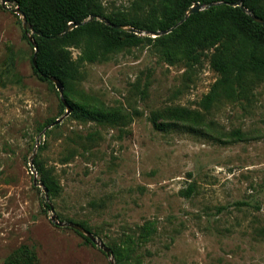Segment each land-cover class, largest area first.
I'll return each instance as SVG.
<instances>
[{
    "label": "rangeland",
    "instance_id": "rangeland-1",
    "mask_svg": "<svg viewBox=\"0 0 264 264\" xmlns=\"http://www.w3.org/2000/svg\"><path fill=\"white\" fill-rule=\"evenodd\" d=\"M160 1L100 3L105 14L149 23ZM16 8L0 0V264H117L53 223L49 205L61 222L86 224L124 264H264V76L247 99L204 110L219 79L212 50L197 64L181 54L170 63L145 40L90 63L70 47L81 76L64 93L77 112L50 128L67 109L55 85L35 74ZM149 33L141 36L156 38ZM175 107L202 121L168 116ZM81 110L129 119L102 126L79 118ZM156 113L169 130L154 129ZM43 171L56 188L48 199L38 185Z\"/></svg>",
    "mask_w": 264,
    "mask_h": 264
},
{
    "label": "trees",
    "instance_id": "trees-1",
    "mask_svg": "<svg viewBox=\"0 0 264 264\" xmlns=\"http://www.w3.org/2000/svg\"><path fill=\"white\" fill-rule=\"evenodd\" d=\"M7 1L15 3L21 9L37 33L33 36L35 43L33 49L37 48L38 68L35 69L33 66L35 74L44 81L52 82L50 78L59 79L64 89L81 76L79 62L73 60L68 48L75 47L81 50L82 56L79 60L84 58L90 63H96L106 61L111 54L138 47L145 40L153 41L163 59L170 63L175 61L176 54H181L182 59L197 64L212 50L209 55L210 66L218 74L219 79L202 101L201 106L204 110H210L215 103L225 99L231 101L247 99L258 80L264 76V26L255 22L251 15L244 13L240 7L228 5L242 2L252 16L264 21V0H161L153 6L155 15L150 24L139 15L105 14L101 8V0ZM217 2L221 5L191 14L185 19L192 6ZM141 7L138 4V8ZM91 16L102 17L115 26H129L141 32L153 33L168 31L184 19L185 21L168 35L152 39L113 28L96 19L85 23ZM71 23L79 26L61 38L52 39L53 36L64 33ZM64 97L72 108L73 105L65 93ZM73 108L77 112L75 107ZM166 114L186 121H202L199 112L187 108L175 107L166 111ZM78 117L112 127L126 126L129 119V115L117 112L92 113L82 110L78 112ZM159 117L158 113L152 115L154 129L169 130L170 125L159 122ZM49 180L50 177L43 171L40 182L47 188L48 194L53 195L56 188ZM193 191L194 188L190 186L183 193L190 197ZM79 225L94 234L86 224ZM77 233L87 243L92 244L89 238L80 232ZM110 249L117 264H124L119 250Z\"/></svg>",
    "mask_w": 264,
    "mask_h": 264
},
{
    "label": "water",
    "instance_id": "water-1",
    "mask_svg": "<svg viewBox=\"0 0 264 264\" xmlns=\"http://www.w3.org/2000/svg\"><path fill=\"white\" fill-rule=\"evenodd\" d=\"M1 3H2V6H3L4 8H6L7 0H1ZM228 5L231 6V7H240L241 10H243L244 13L251 15L252 19H253L255 22H258V23H260L261 25L264 26V21L258 19L257 17L252 16L251 12H250L248 9L245 8V6L243 5L242 2L229 3ZM202 9H203V7H202L201 5H199V4L192 6V7L188 10V12L186 13V15H185V19H186L189 15H191V14H195V13L200 12ZM14 12H15L16 14H18V15L22 18V20H23V27H24L23 30L25 31L26 35L28 36L29 42L34 46L35 43H34V39H33V36H32V35H35V34H37V33H35L33 27L29 24L27 18L25 17L24 13L21 11L20 8H16V9L14 10ZM95 19H99V18H97L96 16H91V17L89 18V20L86 21L85 23H87V22H89V21H92V20H95ZM185 19H184L183 21H181L178 25L182 24V23L185 21ZM100 21L103 22V23H105L106 25H109V26L113 27V28H117V29H120V30H125L126 32L134 33V34L139 35V36H141V35H143V34H145V35H149V34H150L149 32H141V31H139V30H137V29H135V28H133V27H129V26H126V27H123V26H115V25H112V24L108 23L105 19H102V18L100 19ZM83 24H84V23H83ZM178 25H176L175 27H177ZM78 26H79L78 24L71 23V24L69 25V27L65 30L64 33L59 34V35H57V36H53L52 39L61 38V37H63L66 33H68L70 30H73L74 28H76V27H78ZM173 29H174V28H172V29H170V30H168V31H164V32H156V33H153V35H154V37H159V36H162V35L168 34L169 32L173 31ZM30 32L32 33V35H29ZM34 51H35V54H34V56H33V58H32V63H33L34 68L37 69V68H38V67H37V63H36V53H37V48H34ZM42 76H44V75H42ZM44 77H45V76H44ZM50 80L53 82V84H54L55 87L57 88L58 92L60 93L62 104H63V105L66 107V109H67L65 116L62 117V118H60V119H57L56 122H55L53 125L50 126V128H52V127L55 126V125H59V124H61V123L63 122L64 118L67 117V116H69V115L71 114V112H72V108L70 107V105H69V104L67 103V101L65 100V97H64V86H63L62 82H61L59 79H57V78H50ZM38 185H39L40 187L43 188L42 190L44 191L45 196H46V198L48 199L49 194H48V190H47V188H45V187H44V184L41 183V182H39ZM50 210H51V212H52V214H53V215L51 216V221H52L53 223H55V224L58 225L59 227H69V228L75 229V230L78 231V232L80 231V233L83 234V235H85L87 238H89V239L91 240L92 243H94V244H96L97 246H99L100 249H101V250H102L107 256H109V257H113V254H112L111 249H110L108 246H106V244H105L102 240H100V239H98L96 236H94V234H92L91 232L85 230V229H84L82 226H80L79 224H75V223H73V222H61V221L59 220V217L55 214V211H54V208H53L52 205H50ZM112 264H115V263L112 262Z\"/></svg>",
    "mask_w": 264,
    "mask_h": 264
}]
</instances>
